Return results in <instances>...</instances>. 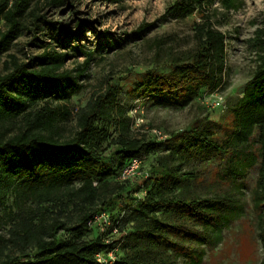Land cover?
<instances>
[{
	"label": "trees",
	"instance_id": "trees-1",
	"mask_svg": "<svg viewBox=\"0 0 264 264\" xmlns=\"http://www.w3.org/2000/svg\"><path fill=\"white\" fill-rule=\"evenodd\" d=\"M33 1L0 0V21L7 28L0 34V51L19 35L22 18ZM63 1L49 3L60 6ZM212 3L174 2L170 11L195 13L200 18L201 22L194 24L196 48L186 58L174 60L165 73L147 72L144 83L132 94L144 88L153 97L165 95L180 102L200 89L212 91L219 86L226 65L225 36L207 17ZM223 5L231 9L233 2L223 0ZM31 17L33 23L40 22L33 13ZM52 27L64 37L62 49L66 39L76 38L84 30L81 24L76 25L75 33L61 23ZM257 41L264 48V38ZM66 58L65 53L45 50L27 64L12 55L3 64L0 206L20 209L32 197L37 198L36 204L44 213L61 200L55 192L64 190L60 204L78 210V216L69 225L52 219L43 224V235L34 232L33 220H22V236L16 235L24 252L17 257L6 256L0 264H94L96 253L114 245H118L115 264H177L180 257L185 259L182 264H200L204 249H213L220 242V227L230 225L241 214L243 205L236 194L245 188L247 171L254 169L251 200L258 227L256 238L263 254L259 264H264V59L225 117L194 119L185 129L157 142L130 136L118 88L111 82L77 110L73 135L62 139L57 123L69 112L64 106L52 108L49 103L66 101L72 90L79 89L77 81L90 61L70 72L63 69ZM16 119H21V128L8 136L3 129ZM111 129L116 131L114 138H110ZM107 142L112 150L105 155L102 146ZM160 144L167 146V152L156 156L146 170L148 176L136 190L143 191L142 198L124 194L129 180H119L117 192L101 198L97 185L111 176L119 179L122 169L134 159L143 164ZM184 166L191 168L183 170ZM9 199L11 206L6 207ZM103 211L110 214L112 226L99 233L89 222ZM112 228L117 239L111 236ZM60 230L67 233L64 238L58 236ZM90 233L95 235L87 239ZM107 238H111L110 244H105Z\"/></svg>",
	"mask_w": 264,
	"mask_h": 264
},
{
	"label": "rangeland",
	"instance_id": "rangeland-1",
	"mask_svg": "<svg viewBox=\"0 0 264 264\" xmlns=\"http://www.w3.org/2000/svg\"><path fill=\"white\" fill-rule=\"evenodd\" d=\"M175 1L65 0L57 6L51 5L49 0H35L22 18L23 26L17 38L0 51V72L11 55L19 63L27 64L45 50L67 54L63 69L70 72L82 69L84 62L90 60L77 81L79 89L72 90L66 101L51 100L49 103L52 108L64 106L69 112L65 120L57 123V133L62 139L73 135L77 110L91 96L102 91L106 82L118 88L119 103L124 106L130 136L134 138L161 142L168 139L169 134L185 129L194 119H221L242 97L244 88L264 59V48L257 41L264 38V0H232L231 9L224 7L223 0H213L208 7L207 17L213 28L225 36L226 65L221 83L214 90L200 89L180 102L171 101L165 95L153 97L144 88L132 94L138 84L144 83L147 72L165 73L174 60L186 58L196 48L194 24L200 23V18L195 13L183 15L170 11ZM31 13L38 16L40 22L33 23ZM54 23H61L70 33L77 31V24L83 25L84 30L76 38L64 39L66 48L62 49L60 43L64 37L53 30ZM6 30L0 21V34ZM218 98L221 106L210 107V103ZM40 105L42 103L37 107ZM21 124V119H16L7 123L3 130L11 136L19 131ZM153 131L159 132L161 139L155 137ZM115 136L116 131L111 129L110 138ZM102 148L103 154L108 155L112 144L107 142ZM166 152L165 144L157 145L155 152L143 160L141 171L146 172L154 158ZM190 168L184 166L182 169ZM254 170L247 171L245 188L236 194L243 205L241 214L230 225L220 227V242L213 249H204L200 264H259L262 260L263 254L256 238V212L251 200L256 177ZM129 181L124 194L142 198L143 191H136L142 184V178L135 177ZM120 185L116 175L97 188L101 198H109ZM73 186L77 188L78 182L74 181ZM55 194L61 200L54 202L44 213L36 204L37 198L32 197L20 209L0 206V260L6 256L17 257L24 252L16 235L22 236L19 223L22 220H33L34 232L38 235L44 231L43 224L52 219L67 222V225L75 222L78 210L60 204L66 192L57 191ZM5 206H11V199ZM94 233L88 234L87 239L93 238ZM66 235L63 230L58 233L61 238ZM183 260L180 257L176 262L182 264Z\"/></svg>",
	"mask_w": 264,
	"mask_h": 264
},
{
	"label": "built area",
	"instance_id": "built-area-1",
	"mask_svg": "<svg viewBox=\"0 0 264 264\" xmlns=\"http://www.w3.org/2000/svg\"><path fill=\"white\" fill-rule=\"evenodd\" d=\"M221 106V99L213 100L210 103V107L218 108ZM153 135L157 138L161 139V135L159 132L153 131ZM140 161L137 159L132 160L127 166H125L119 174L120 181H126L133 179L135 177H140L142 179L147 178V172L141 171L140 169ZM89 226L97 229L99 233H104L107 228L112 226L111 216L109 213L103 211L98 214H95L91 221L89 222ZM116 229H111V236H116ZM111 238H107L105 240V244H110ZM118 253V245H114L108 250L101 251L95 254L94 256V264H115Z\"/></svg>",
	"mask_w": 264,
	"mask_h": 264
}]
</instances>
